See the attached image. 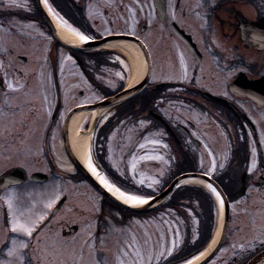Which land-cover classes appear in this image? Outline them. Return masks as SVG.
<instances>
[{"label": "flooded vegetation", "instance_id": "flooded-vegetation-1", "mask_svg": "<svg viewBox=\"0 0 264 264\" xmlns=\"http://www.w3.org/2000/svg\"><path fill=\"white\" fill-rule=\"evenodd\" d=\"M71 1L84 8L89 26L85 35L91 40L129 37L144 45L152 140L162 142L163 154L169 152L170 136L185 147V174H205L221 186L233 183L225 190L231 209L240 207L237 212L247 218L246 226L237 230L246 237L237 245L244 244L250 255L264 249V226L253 218L264 202V83H259L264 77V32L255 26L264 19V0ZM58 2L67 9L65 2ZM16 4L0 1V31L6 39L34 45L0 53V197L14 192L22 219L44 214L33 233L40 236L41 249L58 247L62 239H74L83 229L100 239L110 227L124 228L127 214L79 176L71 115L125 90L137 70L136 83L141 84L139 66L128 53L66 48L54 39L34 3ZM46 37L54 50L45 49ZM130 100L129 105L114 107L107 119V147L113 143L116 124L133 120L140 131L142 95ZM213 159L216 168L209 171ZM79 190L94 191L88 202H96L99 211L92 227L78 225ZM54 193L59 199L45 208V197ZM246 198L253 203H242ZM30 210L38 213L28 214ZM10 220L7 204L0 199V249L10 246Z\"/></svg>", "mask_w": 264, "mask_h": 264}, {"label": "rangeland", "instance_id": "rangeland-1", "mask_svg": "<svg viewBox=\"0 0 264 264\" xmlns=\"http://www.w3.org/2000/svg\"><path fill=\"white\" fill-rule=\"evenodd\" d=\"M0 1L9 2V0ZM19 1L20 0H16V2ZM106 30H109V27H106ZM0 35H2V37H0V53H3L4 49L8 48L21 50H30L33 48L34 43L21 42L15 38H12L13 40L11 38L6 39L1 31ZM44 47L46 50H54L48 37L45 38ZM129 77L131 79L132 75L129 74ZM138 133V130L133 128L131 131H121V133H116L111 136V138H113V143L108 145L107 165L113 172L123 173L126 179L130 181L133 188H143L154 191L163 181H166L171 174L173 170L171 169V161L174 159V154L171 152H167L166 154L160 153V144L150 143L152 138L149 136L141 140V144H143L144 147L141 148L140 146H136L135 137ZM95 140L96 135L93 138V141ZM156 156H161L163 159H155L154 157ZM133 164H135V170L132 167ZM212 169L213 167L208 168L209 171H212ZM140 180H143L142 184L139 183ZM153 181H157V183H153ZM150 184L152 187H149ZM90 193L94 194V191L90 190L86 192L84 190H79V197L77 198L78 205L85 212L88 211V213H84L82 210L79 212L77 216L79 226L89 227V225H93L91 220H95L94 216L97 215L98 211H95L94 208V205H97V203L93 201L90 203L88 202L89 198H91V196H89ZM94 197L97 198L95 195ZM53 198L54 196L50 198L46 196L43 206L47 208V202ZM95 198L93 199L94 201L98 199ZM242 200L244 201L241 202L247 205L252 204L254 201L252 198ZM41 208L42 207H40V211ZM239 208L240 207L234 205L231 209V225L229 227L227 241L219 254L209 264H228L233 256L237 257L236 262L234 261L233 264H243L250 258L248 255L244 257V253L241 254L245 252L247 248L245 247L241 250L237 245L238 241L240 242L246 237V234H244L245 231L239 234L237 230L241 227H245L247 223V218L241 213L239 214ZM32 212L33 215H35L38 213V210H30L28 214ZM257 212L258 214L253 217L254 221L257 225L264 226V202ZM240 217H242V219ZM183 224L184 223L177 217L175 220L167 214L165 217L159 214H151L132 220L126 224V227L118 230L110 227L109 234H105L104 237H100V239H97L94 235L89 236L88 232L83 229L84 232L82 231V233L77 234L74 239H62L58 247L62 246L65 249H75L77 252L76 259H79V250L83 248L84 256L82 264H94L96 260H100L103 257H107L109 264H117V256H120L121 259L124 258L121 255L122 251H132L131 249L125 248V241L131 240L134 237L135 240L139 242L136 246H142L144 241L148 240L154 253L161 249L164 250L165 255L159 262L155 259L152 261V264H160L170 256L168 255L167 249L172 247L173 240L177 241V246L173 252L182 246L184 236L186 235V229ZM263 237L262 234L260 240L264 242ZM85 241H88V243L85 244ZM90 245L92 247H90ZM233 245H237V247H233ZM92 248H95L96 251L92 252ZM3 249L4 252L0 253V259L6 258V249ZM250 249V251H253L254 246L250 247ZM67 264H73L71 258L68 259Z\"/></svg>", "mask_w": 264, "mask_h": 264}, {"label": "snow or ice", "instance_id": "snow-or-ice-1", "mask_svg": "<svg viewBox=\"0 0 264 264\" xmlns=\"http://www.w3.org/2000/svg\"><path fill=\"white\" fill-rule=\"evenodd\" d=\"M45 4L48 3V0H43ZM8 6H17L16 0H9ZM49 11H53L51 7H49ZM66 23V21H65ZM81 40L88 41L92 39V37L85 35L83 33H79ZM9 88L12 85L8 86ZM150 143L160 144L162 143L159 140H152ZM140 147H144L143 144ZM166 148L167 145H164ZM155 159H163L161 156L154 157ZM88 168L91 170L93 175L99 180V183L104 186L109 192H114L119 195V198L124 200L125 203L129 205H139L146 204L149 200L152 199L150 195H136L131 194L125 191H122L121 188L117 187L116 184L112 183L107 176L98 171L96 165L93 164L92 157L89 155L87 159ZM133 169L135 170V164H133ZM213 171L216 168L215 159L212 162ZM221 168L224 167V164L221 163ZM253 167H255V162L253 161ZM251 171V169H249ZM123 175V173H121ZM139 183H143V180H140ZM153 183H157V181H153ZM149 187H152L150 184ZM207 187L211 190L212 193L215 194L217 199L220 202V205H224V200L221 198V193L217 191L215 187L211 184H208ZM14 198L15 193L11 192L4 197H0L3 199L8 208V214L11 216L10 220V231L13 234L9 238L10 246L5 245L6 248V258L0 259V264H67L68 259H72L73 264H82L84 251L83 248L79 250L78 256L79 259H76L77 252L75 249H65L61 247H53L51 250L47 248L41 249V238L39 235L33 236V233L36 230V225L39 220L44 219V214L40 215L37 219H32L31 216L22 219L21 217L24 215L23 213L17 212L16 207L14 206ZM59 199V193H54V198L50 199L47 202L46 207L52 208ZM95 211H99V206L94 205ZM92 227V225H90ZM7 231V230H5ZM16 234H23L22 238H18ZM91 236V232L88 233ZM85 244L88 241L84 242ZM139 242L135 240L133 237L131 240L125 241V248L131 249L132 251H122L121 255L124 257L123 259L120 256H117L116 261L117 264H152L153 259L159 262L165 255L163 249L158 252H153L151 245L148 240L144 241L142 246H136ZM177 246V241H172V247L167 249L168 255H171L173 250ZM90 247H92L90 245ZM233 247H237V245H233ZM238 247L243 250L245 248L244 244L238 245ZM95 248H92V252H95ZM4 249H0V253H3ZM201 256L204 253L200 254ZM51 257V259H49ZM94 264H109L107 257H103L100 260H96ZM186 264H191V261H187Z\"/></svg>", "mask_w": 264, "mask_h": 264}, {"label": "trees", "instance_id": "trees-1", "mask_svg": "<svg viewBox=\"0 0 264 264\" xmlns=\"http://www.w3.org/2000/svg\"><path fill=\"white\" fill-rule=\"evenodd\" d=\"M48 1L53 7H56V3L59 0ZM62 1L66 3L65 7L72 16L76 17L75 19L83 20L82 22H84V24H82L81 27L85 30L87 25L80 8H78V6L71 0ZM148 94L149 92H146L142 95V114L147 112L151 107L152 98L146 96ZM131 102L132 101H129L125 105H129ZM119 114H121V110L119 111ZM97 159L102 164L105 174L112 183L116 184V186L125 192L142 196L150 195L153 197L161 193L169 186L175 176L185 172V148H181L176 157L175 168L172 170L166 181H163L156 190L152 191L143 188L135 189L130 181L126 179L125 175H121L120 172H113L108 166L104 165L102 154L99 155ZM222 186L226 190L227 186L229 189H232L234 185L231 183V185L223 184ZM125 212L131 214L132 217H144L151 214H159L165 217L167 214L172 219L176 220L177 217L184 223L183 226L186 229V235L184 236L182 246L160 264H185L187 261H190L203 253L215 234L219 217L218 204L212 192L202 186L195 185H182L178 187L162 206L147 214Z\"/></svg>", "mask_w": 264, "mask_h": 264}, {"label": "water", "instance_id": "water-1", "mask_svg": "<svg viewBox=\"0 0 264 264\" xmlns=\"http://www.w3.org/2000/svg\"><path fill=\"white\" fill-rule=\"evenodd\" d=\"M42 16L44 17V19L46 20V22L53 28V24L51 23V20L45 10V8L42 5L41 0H35ZM255 26H259L264 28V19L259 21L258 23L255 24ZM55 33V30H54ZM56 38L59 39V37L57 36V34H55ZM117 38V37H116ZM115 39L113 37L110 38H104L102 40L99 41H94V42H90V43H86L83 44L81 46H73V45H69L67 43H65L64 41H62L61 39H59L62 44H64L66 47L71 48L73 50H78V51H86V50H90L92 48L98 47V46H102L106 43H108L110 40ZM142 49H144V47L142 46ZM260 82H264V78L261 79L259 81ZM144 88V84L142 85H138L130 90H127L111 99H108L107 101H104L102 103H99L91 108L94 109H99V108H104L110 104H114L117 102H120L132 95H135L137 93H139L142 89ZM155 88V87H154ZM97 122L98 119H95L93 122V125L89 131L90 135H93L95 128L97 126ZM95 165L97 166L98 170H101L100 166L98 164L95 163ZM78 167L80 169V171L84 174V176L89 180V182L103 195H105L107 198H109L110 200H112L114 203H116L117 205L123 207L124 209L130 210V211H135V212H148L151 211L153 209H156L157 207H159L160 205H162L169 197L170 195L173 193V191L179 186L181 185L183 182H185V179L194 177V178H199L204 180L205 182H207L208 184H211L213 187H215L217 189V191H219L221 193V198L224 200V205H223V226H222V232L220 235V238L218 240V243L216 244V246L213 248V250L202 260L200 261L198 264H207L209 263L217 254L218 252L221 250L224 242H225V238L227 235V230H228V226H229V219H230V204H229V200L227 198V196L225 195V193L223 192L222 188L211 178H209L206 175H197V174H182L179 177H177L171 184L170 186L163 191L161 194L157 195L155 198L149 200L148 203H146V205H144L143 207L136 209L133 207H130L124 203H122L121 201L117 200L115 197H113L103 186H101L90 174L89 172L78 162ZM242 193H238V195H240ZM264 262V252L259 254L257 257H255L254 259H252L248 264H257V263H263Z\"/></svg>", "mask_w": 264, "mask_h": 264}, {"label": "bare ground", "instance_id": "bare-ground-1", "mask_svg": "<svg viewBox=\"0 0 264 264\" xmlns=\"http://www.w3.org/2000/svg\"><path fill=\"white\" fill-rule=\"evenodd\" d=\"M44 5H45V8L48 11L49 15L51 16V19H52L53 23L55 24L60 37L63 40H65L68 43H71L73 45H79V46L86 43V41L81 40L80 35H78L74 31H72L71 29L65 27L59 21V19L53 14V12L49 11V8L47 7V5L45 3H44ZM104 48L105 49H112V50H119V51H122L123 53H128V55L131 57V60L135 64V66H137V67L139 66L138 67L139 68V75H140L141 79H143V77L145 75V62L143 60V56L141 54V51L139 50V48L136 45H134L133 43H131L129 41H110L109 43H107L104 46ZM137 71H136V75L134 77L135 79L132 82V85H134L139 80V78L137 77L138 76ZM106 111H107V108L99 109L96 111L84 110V111L78 112L73 117V119L71 121V146H72V149H73L78 161L82 164V166L85 169H87V171H89V173L95 178V180L98 183H99V180L96 178L95 175H93V173L91 172V170L88 168V165H87V159H88V156L90 155V150H91L92 138L90 137V135L82 134V129L84 128L85 124L90 120V118L93 115L103 116L106 113ZM185 182L202 184L205 186L208 185L205 181H203L201 179H196V178L186 180ZM101 186H103V185H101ZM109 193L113 197H115L117 200L121 201L122 203H124L130 207L136 208V209H139V208L143 207L144 205H146V204L129 205V204L125 203L124 200L120 199L118 194H115L114 192H109ZM221 231H222V218L220 220V225H219V229H218V232L216 234V237H215L214 241L212 242L208 251L203 256H200L197 259L193 260L191 262V264H198L213 250V248L218 243V240H219L220 235H221Z\"/></svg>", "mask_w": 264, "mask_h": 264}]
</instances>
